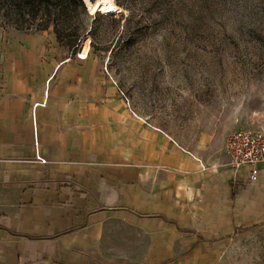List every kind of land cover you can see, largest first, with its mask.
Listing matches in <instances>:
<instances>
[{"label":"crops","instance_id":"0c3cea01","mask_svg":"<svg viewBox=\"0 0 264 264\" xmlns=\"http://www.w3.org/2000/svg\"><path fill=\"white\" fill-rule=\"evenodd\" d=\"M58 56L44 37L0 42V264H221L264 225L263 165L128 121Z\"/></svg>","mask_w":264,"mask_h":264},{"label":"rangeland","instance_id":"374dc122","mask_svg":"<svg viewBox=\"0 0 264 264\" xmlns=\"http://www.w3.org/2000/svg\"><path fill=\"white\" fill-rule=\"evenodd\" d=\"M26 1L0 0V42L44 37L57 58L86 66L128 121L190 149L203 135L226 143L243 128L264 131V0H112L87 14L74 9L70 22L83 36L73 49L53 26L36 30L40 16ZM12 3L9 21L2 14ZM241 230L221 264H264V225Z\"/></svg>","mask_w":264,"mask_h":264},{"label":"trees","instance_id":"16d2710c","mask_svg":"<svg viewBox=\"0 0 264 264\" xmlns=\"http://www.w3.org/2000/svg\"><path fill=\"white\" fill-rule=\"evenodd\" d=\"M26 2L29 6L27 12L33 18L40 16L41 21L37 23L36 30L41 31L53 26L58 42L71 49L79 44V40L83 36L81 26L71 23L69 14L74 9L87 14L84 0H27ZM16 8V5L12 3L6 7L5 14L2 16L10 21L11 16L17 14Z\"/></svg>","mask_w":264,"mask_h":264},{"label":"built area","instance_id":"2783aa9c","mask_svg":"<svg viewBox=\"0 0 264 264\" xmlns=\"http://www.w3.org/2000/svg\"><path fill=\"white\" fill-rule=\"evenodd\" d=\"M226 150L230 155L233 168L256 169L264 166V131L254 128H243L232 133L226 141Z\"/></svg>","mask_w":264,"mask_h":264},{"label":"bare ground","instance_id":"6f19581e","mask_svg":"<svg viewBox=\"0 0 264 264\" xmlns=\"http://www.w3.org/2000/svg\"><path fill=\"white\" fill-rule=\"evenodd\" d=\"M111 1L112 0H97V2L95 3H92L90 1H87V2H88L89 10L92 12H95L99 4L103 3L105 6H108L111 3Z\"/></svg>","mask_w":264,"mask_h":264},{"label":"water","instance_id":"95a60500","mask_svg":"<svg viewBox=\"0 0 264 264\" xmlns=\"http://www.w3.org/2000/svg\"><path fill=\"white\" fill-rule=\"evenodd\" d=\"M84 3H85V6H86V9L89 10V8H88V4H87V0H84Z\"/></svg>","mask_w":264,"mask_h":264}]
</instances>
